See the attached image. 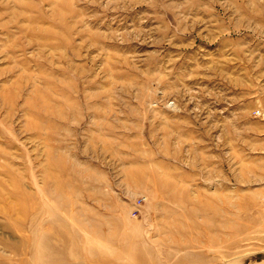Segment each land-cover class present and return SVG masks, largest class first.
Returning <instances> with one entry per match:
<instances>
[{
    "label": "rangeland",
    "instance_id": "rangeland-1",
    "mask_svg": "<svg viewBox=\"0 0 264 264\" xmlns=\"http://www.w3.org/2000/svg\"><path fill=\"white\" fill-rule=\"evenodd\" d=\"M264 259V0H0V264Z\"/></svg>",
    "mask_w": 264,
    "mask_h": 264
},
{
    "label": "crops",
    "instance_id": "crops-1",
    "mask_svg": "<svg viewBox=\"0 0 264 264\" xmlns=\"http://www.w3.org/2000/svg\"><path fill=\"white\" fill-rule=\"evenodd\" d=\"M250 264H264V259H257L256 261H252Z\"/></svg>",
    "mask_w": 264,
    "mask_h": 264
}]
</instances>
